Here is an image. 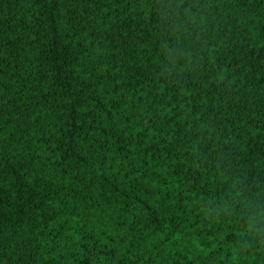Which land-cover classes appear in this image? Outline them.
Here are the masks:
<instances>
[{
  "label": "trees",
  "instance_id": "obj_1",
  "mask_svg": "<svg viewBox=\"0 0 264 264\" xmlns=\"http://www.w3.org/2000/svg\"><path fill=\"white\" fill-rule=\"evenodd\" d=\"M260 229L264 0H0V264H264Z\"/></svg>",
  "mask_w": 264,
  "mask_h": 264
},
{
  "label": "clouds",
  "instance_id": "obj_2",
  "mask_svg": "<svg viewBox=\"0 0 264 264\" xmlns=\"http://www.w3.org/2000/svg\"><path fill=\"white\" fill-rule=\"evenodd\" d=\"M247 227L249 234H253L257 231V229L251 223H249ZM260 231L264 232V229H260Z\"/></svg>",
  "mask_w": 264,
  "mask_h": 264
}]
</instances>
